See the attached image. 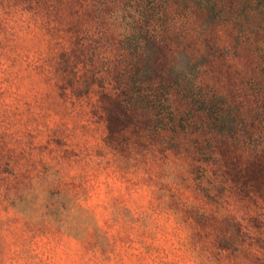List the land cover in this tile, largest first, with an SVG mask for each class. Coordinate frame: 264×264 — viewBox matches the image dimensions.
I'll return each instance as SVG.
<instances>
[{
  "label": "rangeland",
  "instance_id": "374dc122",
  "mask_svg": "<svg viewBox=\"0 0 264 264\" xmlns=\"http://www.w3.org/2000/svg\"><path fill=\"white\" fill-rule=\"evenodd\" d=\"M210 1L0 0V264H264L259 151L188 113L164 142L167 105L150 128L111 94L137 38L199 44ZM257 52L207 65L214 84L251 96Z\"/></svg>",
  "mask_w": 264,
  "mask_h": 264
},
{
  "label": "trees",
  "instance_id": "16d2710c",
  "mask_svg": "<svg viewBox=\"0 0 264 264\" xmlns=\"http://www.w3.org/2000/svg\"><path fill=\"white\" fill-rule=\"evenodd\" d=\"M231 8L218 0L203 5L199 44L189 50L177 52L178 41L163 35L137 38L129 54L132 62L108 70L111 94L119 103L118 110L130 112L150 128L162 124L165 118L159 112L160 104L167 105L173 118L163 128L165 136L155 135L164 142L175 143L185 136L183 131L188 132L186 127L180 130L178 115H203L205 141L223 142L224 146L239 140L246 145L248 140L247 148L264 158V145L259 143L261 139L264 143V0H236ZM225 27L237 33L223 36L219 31ZM192 39L185 38L187 42ZM251 50L260 54L247 67L251 96L214 84L213 71L207 65L236 63L241 52Z\"/></svg>",
  "mask_w": 264,
  "mask_h": 264
}]
</instances>
